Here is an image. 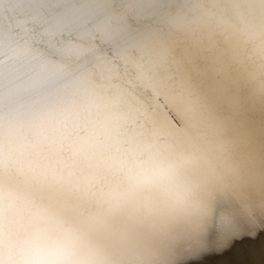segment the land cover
I'll return each mask as SVG.
<instances>
[{
    "label": "bare ground",
    "instance_id": "6f19581e",
    "mask_svg": "<svg viewBox=\"0 0 264 264\" xmlns=\"http://www.w3.org/2000/svg\"><path fill=\"white\" fill-rule=\"evenodd\" d=\"M0 264H264V0H0Z\"/></svg>",
    "mask_w": 264,
    "mask_h": 264
}]
</instances>
